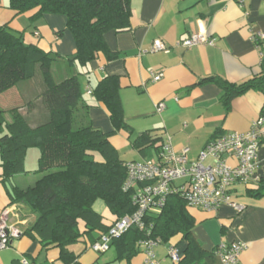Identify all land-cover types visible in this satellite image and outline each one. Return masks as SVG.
Wrapping results in <instances>:
<instances>
[{
  "label": "crops",
  "instance_id": "obj_1",
  "mask_svg": "<svg viewBox=\"0 0 264 264\" xmlns=\"http://www.w3.org/2000/svg\"><path fill=\"white\" fill-rule=\"evenodd\" d=\"M131 8V29L105 36L110 51L118 57L108 60L100 55L87 67H75L91 124L112 134L110 142L121 159L124 162L157 161L159 150L156 148L140 151L133 146L146 132L162 137L163 142L171 138L177 153L188 147L189 162L196 161L205 146L218 136L248 132L264 110V91L250 90L234 99L228 109L223 100L224 90L206 79H222L239 85L261 75L264 40L255 41L253 36L264 33V0H133ZM34 15L35 11L16 15L10 9V0H0V26H9L23 35L26 44L38 46L45 52L63 58L76 53L74 37L66 30V17L44 15L35 19ZM203 28L215 40L214 46L187 49L180 45ZM61 31L63 34L58 35ZM156 40H162L168 51L151 52ZM59 63L64 65L58 78L62 80L68 76L69 69L62 60ZM157 74L164 76L154 82L153 75ZM109 76L120 79L125 122L132 133L115 131L107 107L90 93ZM24 83L20 84L25 86L24 90L16 86L5 101L0 100V106L4 102L8 107L25 103V107L30 108L25 109L30 123L37 126L48 119V113L39 106L37 99L43 92L42 80ZM160 103H165L166 108L158 113ZM259 158L257 177L261 180L264 178V141ZM40 178L37 177V181ZM234 193L236 200L246 207L243 212L229 206L217 212L188 208L196 222L194 238L207 253L204 264H224L216 250L221 244L238 242L247 244L239 264H264V197H251L248 186L244 185H237ZM9 203L0 178V218ZM16 209L8 225H14L21 235L8 248L0 249V264L18 261L61 264L59 249L44 250L38 241L23 235L34 220L25 218L22 205ZM94 209L104 217L106 226L116 221L103 201L98 200ZM172 243L183 257L187 243L181 236ZM89 246L90 243L88 248L81 243L72 248L80 255L77 264H144L142 252L128 259L117 243L104 254L95 253ZM167 249L168 245L163 244L156 248L161 264H173Z\"/></svg>",
  "mask_w": 264,
  "mask_h": 264
},
{
  "label": "trees",
  "instance_id": "obj_2",
  "mask_svg": "<svg viewBox=\"0 0 264 264\" xmlns=\"http://www.w3.org/2000/svg\"><path fill=\"white\" fill-rule=\"evenodd\" d=\"M132 1L10 0V9L16 15L35 11V19L44 15L66 17V30L71 32L76 44V53L66 58L26 44L22 34L7 25L0 26V96L21 83L41 79L43 92L37 99L48 113V119L36 126L27 117L25 109L30 108L25 103L0 106V178L10 199L6 208L22 205L25 218L34 220L23 235L38 241L44 250L59 249L61 264H77L80 255L72 248L81 243L88 248V243H96L100 234L109 229L104 217L94 209L98 200L105 203L116 221L136 210L132 191L124 190L128 162L121 159L111 144L112 134L91 124L89 107L83 105L84 92L75 70L77 66H89L100 55L108 60L118 57L110 51L105 36L131 29ZM261 49L260 76L239 85L206 79L224 90L223 100L228 109L234 99L248 91H264L262 45ZM61 60L69 74L58 80L52 69ZM90 93L107 107L115 131L132 133L125 122L119 77H107ZM163 145L162 137L146 132L133 146L140 151L149 148L160 151ZM32 148L40 152L36 174L41 178L34 186L22 189L11 182L27 173L26 156ZM248 194L253 198L264 197V178L248 187ZM195 223L185 199L174 194L161 212L146 215L144 230L134 226L113 243L130 259L140 252L138 244L146 238L177 246L172 242L181 236L187 246L178 264H204L207 253L194 238Z\"/></svg>",
  "mask_w": 264,
  "mask_h": 264
},
{
  "label": "built area",
  "instance_id": "obj_3",
  "mask_svg": "<svg viewBox=\"0 0 264 264\" xmlns=\"http://www.w3.org/2000/svg\"><path fill=\"white\" fill-rule=\"evenodd\" d=\"M255 41H263L264 33L253 36ZM180 45L191 49L200 45L214 46L215 40L203 28L191 34ZM167 52L162 40L154 42L151 52ZM263 56V54H262ZM163 74L153 75V81L159 82ZM165 103L157 106L158 113L165 110ZM264 141V110L246 133L229 132L211 140L198 159L189 162L188 147L177 153L171 138H167L159 151L157 161L126 163L127 179L124 190H131L136 208L131 215L115 221L99 240L89 248L97 254L108 252L116 239L128 233L132 227L145 229V217L157 215L165 207L170 195L183 197L188 208L206 212H217L221 207L229 206L237 212L246 207L236 200L234 189L237 185L251 186L259 182V150ZM16 206L6 208L0 218V249H6L21 233L14 225H8L9 217L15 214ZM160 240L146 238L140 241L139 249L144 254V264H161L156 254ZM247 244L238 242L221 244L216 250L224 264H239L241 254ZM167 254L173 264H178L182 255L175 245L168 246ZM22 264H29L21 261Z\"/></svg>",
  "mask_w": 264,
  "mask_h": 264
},
{
  "label": "rangeland",
  "instance_id": "obj_4",
  "mask_svg": "<svg viewBox=\"0 0 264 264\" xmlns=\"http://www.w3.org/2000/svg\"><path fill=\"white\" fill-rule=\"evenodd\" d=\"M63 64L57 62L54 66H53V73L55 75V77L58 79L60 76V71H62L63 68ZM21 85H25V83H21ZM25 86H20V88L18 89H22L24 90ZM9 93V92H8ZM7 94L0 96V100L1 99H6ZM5 103V102H4ZM4 103L1 104L2 107L7 108V104L3 105ZM1 136V135H0ZM39 156H40V152L38 149L36 148H32L28 151L27 156H26V170L27 173L26 174H22L21 176H17L13 179V181L11 182L13 185H17L22 189H27L31 186H34V184L37 182V177H39V174H36V170L38 169V160H39Z\"/></svg>",
  "mask_w": 264,
  "mask_h": 264
}]
</instances>
